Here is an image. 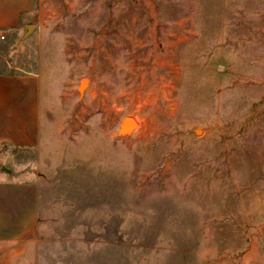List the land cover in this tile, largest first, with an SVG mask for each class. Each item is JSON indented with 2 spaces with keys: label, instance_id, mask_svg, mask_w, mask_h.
Returning a JSON list of instances; mask_svg holds the SVG:
<instances>
[{
  "label": "rangeland",
  "instance_id": "1",
  "mask_svg": "<svg viewBox=\"0 0 264 264\" xmlns=\"http://www.w3.org/2000/svg\"><path fill=\"white\" fill-rule=\"evenodd\" d=\"M31 13L0 74L39 73V151L0 145V180L39 183V264H264V0Z\"/></svg>",
  "mask_w": 264,
  "mask_h": 264
},
{
  "label": "crops",
  "instance_id": "2",
  "mask_svg": "<svg viewBox=\"0 0 264 264\" xmlns=\"http://www.w3.org/2000/svg\"><path fill=\"white\" fill-rule=\"evenodd\" d=\"M35 2L0 0V33L19 36ZM40 108L39 73L0 74V145L39 151ZM42 195L37 179L0 180V264H39L56 258L57 240L51 231L57 226L51 209L43 208Z\"/></svg>",
  "mask_w": 264,
  "mask_h": 264
},
{
  "label": "water",
  "instance_id": "3",
  "mask_svg": "<svg viewBox=\"0 0 264 264\" xmlns=\"http://www.w3.org/2000/svg\"><path fill=\"white\" fill-rule=\"evenodd\" d=\"M32 30V26L29 25V26H26V32L29 33L30 31ZM126 122V119L123 121V123L121 124L120 126V130L119 132L122 134V133H125V132H129L130 129L134 128L133 126H124V123ZM126 128V129H123V128Z\"/></svg>",
  "mask_w": 264,
  "mask_h": 264
},
{
  "label": "bare ground",
  "instance_id": "4",
  "mask_svg": "<svg viewBox=\"0 0 264 264\" xmlns=\"http://www.w3.org/2000/svg\"><path fill=\"white\" fill-rule=\"evenodd\" d=\"M126 123H129L130 125H132L134 127H137V124H138L136 120L131 119V118Z\"/></svg>",
  "mask_w": 264,
  "mask_h": 264
},
{
  "label": "built area",
  "instance_id": "5",
  "mask_svg": "<svg viewBox=\"0 0 264 264\" xmlns=\"http://www.w3.org/2000/svg\"><path fill=\"white\" fill-rule=\"evenodd\" d=\"M6 39L5 34L0 33V41H4Z\"/></svg>",
  "mask_w": 264,
  "mask_h": 264
}]
</instances>
